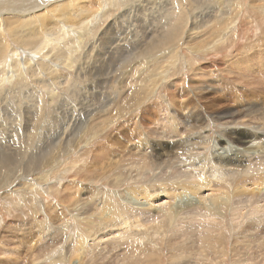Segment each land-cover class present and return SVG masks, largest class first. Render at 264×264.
Here are the masks:
<instances>
[{"label": "rangeland", "instance_id": "1", "mask_svg": "<svg viewBox=\"0 0 264 264\" xmlns=\"http://www.w3.org/2000/svg\"><path fill=\"white\" fill-rule=\"evenodd\" d=\"M100 1L106 4V9L101 12ZM187 1L182 0V12L188 18L183 33L178 35L175 43L174 66L169 65V75L162 76L167 77L162 80L163 86L162 82L159 83L135 105L133 98L143 85L140 86L136 75L140 73H136V69L141 64L152 65L150 69L159 68L166 58L169 59L170 49L160 45V41L170 32L179 15L173 0H98L96 9L97 0H27L34 2L33 10L27 9L25 0H0V11L5 8L0 18L31 15L34 18V14L42 11L56 15L64 6L71 5L72 9V6L80 4L91 10L88 16L100 12L92 22L90 35L73 54L71 69L65 66L57 68L54 81L44 72L35 73L37 78H34L25 71L28 83L21 88H18L17 81L5 85L4 89L9 95L0 96V153L4 156L0 154V158L8 156L9 162L12 161L7 169H0V182L3 183H0V264H145L142 255L147 252L151 256V264H193L200 260L207 229L215 227L213 222L194 218L195 213H201L202 208L190 210L189 214L183 215V220H171L169 233L165 235L170 243L159 249L158 257L156 254L154 256L150 244H146L147 247L140 245L143 242L136 238L128 240L125 237L126 240H122L110 235L104 240L106 242H97L96 246L90 241L95 233L96 236L98 233H109L113 223L128 217L127 206L118 211L113 208L115 202L113 204L110 201L102 207L101 202L106 193L123 194L134 183L144 186L152 183V180L155 184L165 181L167 185V177L163 175L167 170L181 173L179 167L195 172L193 168L186 169L190 161L185 162L184 153L190 148L180 152V155L173 153L183 147V141L197 143L198 146L191 145L194 148L200 147L203 142L209 144L206 150L195 151L193 154L198 155L195 158L201 155L208 157L209 154L215 157L216 147L222 148L228 143L235 149L247 151L251 134L264 135V0ZM36 2H39L38 6ZM223 15L228 18L226 21L222 20ZM23 21L33 23L32 19L26 21L24 18ZM23 21L12 20L9 24L0 22V35H4V39L0 37V45L10 51L18 50L21 58L19 62L24 59L23 51L30 56L29 51L33 50L32 44H35L34 39H31V45H22L30 42L26 38L19 39L25 35L23 30H18L25 23ZM226 23L232 30L224 36L226 38L221 45L216 46L217 50L209 53L207 43L212 44L219 38L215 36L222 35L213 31L220 32ZM196 26L199 28L197 35L196 30L192 31L194 34L184 33ZM48 34H45L42 42L46 40L49 46L62 43L57 35L47 39ZM111 39L115 41L110 45L108 42ZM68 44H71L70 39L61 48L67 50ZM37 57L39 59L33 60L32 67H40V71H43L41 64H48V60L41 58L42 55ZM6 59L10 62L9 55ZM257 61L260 67L255 65ZM253 63L255 67H251ZM255 69H258L259 75ZM42 80L55 87L53 98L48 95L50 88L40 86ZM40 101L44 107L39 105ZM232 114L237 116L231 118ZM172 123L178 126V131L173 134L167 127V124ZM185 124L196 127L202 124L203 129L187 131ZM83 125L86 126L85 130ZM76 129L79 131L75 132ZM74 134L77 140H72ZM79 137L83 138L82 141H79ZM238 137H241L240 140L245 138L246 143L238 142ZM141 141L147 142L152 148L147 150ZM260 141L263 144L264 137ZM72 144L75 148L71 147ZM46 150H53L49 158L52 156L57 159H48L52 162L42 164L38 170L29 171V158L42 155L41 161H44ZM142 153L148 158L144 162L146 168L142 169L139 176L136 164L141 161L139 156ZM253 156L246 161L249 167L240 170H245L247 179L252 180L258 177L261 169L264 170L262 154L256 153L255 158ZM233 157L229 155L228 158ZM202 161L201 158L192 163L205 174L210 164ZM24 167H27L26 171ZM240 171L225 176L226 184L230 185L221 196L227 195L231 212L240 211V215L232 218L224 211L225 218L215 222L224 246L223 256L219 254L221 264L224 257L225 264H264V186L246 191L242 184L243 172ZM160 173H164L160 176L162 180L158 178ZM127 175L131 178L130 182ZM260 176L264 177V171ZM43 177L47 182H44ZM201 193V201L211 195L207 189ZM133 198H126L127 205L140 209L142 224L154 226L152 220H157V211L139 197L140 201ZM115 201L122 206L118 195ZM141 207L145 210H141ZM255 208L260 213L253 215ZM101 210L103 212L100 213ZM115 228L120 229V226ZM218 237H213L212 247L216 252L222 246L219 245L221 238ZM209 241L212 242V238Z\"/></svg>", "mask_w": 264, "mask_h": 264}, {"label": "bare ground", "instance_id": "2", "mask_svg": "<svg viewBox=\"0 0 264 264\" xmlns=\"http://www.w3.org/2000/svg\"><path fill=\"white\" fill-rule=\"evenodd\" d=\"M25 1H26L25 3L28 5V7H27L28 10L35 9L34 8V2H27V0H25ZM173 1H174L175 5L177 6L179 15L177 16V18L175 20V23L173 24V27H171L170 32H168L165 36L161 37V41H160V43H161L160 45L165 46L168 49H170V52H168L169 54L167 56V57H169V59L167 60V58H166L165 63L161 67L154 68V69H150L152 67V65H150V64H145L144 63L145 65H143V64H141L142 62L141 63H138V65L141 64L142 67L139 66L138 69H136V73H137V71H139V73H140V75L139 74H136V75L139 77L140 86L142 84L143 85L141 87H139V89L136 88V89H138L137 92H136L137 95H136V97L133 98V100L136 101L135 105H137L141 100L144 99L143 97H144L145 94H147L149 92L151 93V91L153 89H155V87L159 83H161V82H162L161 83V87H162L163 86V81L162 80H164L165 78H167L166 76L169 75L168 74L169 71H170L169 65H173L174 66V64H172V63L174 61L173 59L176 58V51H175V48H174L175 47V43H176V40L178 38V35L186 27L185 24H186V19L188 18V15L186 16L185 12H182L183 11V8H182V0H173ZM188 1H187V3H189ZM17 2H19V1H17ZM36 3H37V6H38L39 2H36ZM194 3L196 4V2H194ZM85 4H88V3L85 2ZM155 4H156V1H155ZM97 5H98V0H97V2L95 4V8L94 9L97 8ZM12 6H14V5H12ZM159 7H160V5H159ZM42 8L44 9V7H42ZM50 8H52V7H50ZM70 8H71V5L64 6L60 10H58V14H56V15L55 14L50 15V14L47 13V11H42V12H40L38 14H34V18L31 17L32 16L31 14H30L31 16H29V17H5V18L4 17H1L0 18V22L1 21L2 22L4 21L5 24L6 23L9 24L12 20H14L15 22L18 21V22L21 23L24 18H26V21L29 20V19H32L33 20L32 21L33 23H31L30 21H27V22L23 21L25 23L24 24L22 23L21 26L19 27L18 30H23L24 33H25V35L19 37V39L26 38V39H28V41H30L29 43L22 44V45H24V47L31 45V39H34V41H35V44H32L33 47H34L33 50L32 51H29L32 56L31 55L29 56L25 51H23L25 54H24V59H22V62H19V60L21 58H19V55H20L19 53L20 52H18V50H12V51H10V50L7 49L6 46L0 45V96L2 94H4V96L9 95V92H7L4 89L5 88V85H9V84H12L14 81H17L19 83V86L20 87H18V85H17L15 88H17V87L18 88H21V87L24 86V84H27L28 82H26L27 81V76H26V72L25 71H27L30 74V76H32L34 78H37V77H35V73L44 72L47 77H50V78L52 77V80L54 81L56 78L54 79L53 77L56 75L57 68H60L61 66L62 67L65 66L68 69H71L72 68L73 61H74L73 60V54L76 53L79 50V47L83 44V42L86 39V37H88L90 35L91 29H92V22L95 21L96 18H98V15H99V13L101 11H104L106 9V4H101V1H100V8H99L100 12L98 11V13L90 14L89 16H88V13H90L91 10L85 9V6L83 4H80V5L76 6V7L75 6H72V9H70ZM161 8H160V10H161ZM185 8H187V7H185ZM6 9H7V7H6ZM1 10L2 11H0V14L3 13V11L5 10V8H2ZM122 13H123V11H122ZM160 13H162V12H160ZM37 15H39V16L36 17ZM225 17L226 16L223 17L224 18V19H222L223 21H226L228 19V18L226 19ZM190 18L193 19V16L191 14H190ZM222 20H220V21H222ZM221 23H219V24H221ZM31 24H34V25H31ZM222 27H224V26H222ZM6 28L8 29V27H6ZM6 28L4 27V29H6ZM231 28L226 23V27H224L223 29L221 28L220 29L221 30L220 32H217V30L216 31H213V33H221L222 35L215 36V37H219V38L216 39L215 41H212V44H208L209 42L208 43L206 42L207 45L206 44L205 45H206V48L209 51V53L214 52L215 50H217L218 47H216V46L221 45L222 40H224V38H226L224 36L227 35L230 30H232ZM54 29H55V32H53ZM198 29L199 28L196 26V27H194V28H192L190 30H186L184 33L194 34V33H192V31H195L196 30L195 31L196 32L195 35H197ZM18 30H16V31H18ZM8 32H9V30H8ZM10 34H12V33H10ZM45 34H48L47 35V39H50L49 37H53L52 35H57L58 36L57 39H62L61 40L62 43H60V44H58L56 46H49V44H48V42H46V40L44 41L45 43L42 42L43 39H44V37H45ZM15 36H16V34H15ZM0 37L3 38L4 35H0ZM184 37H186V34H185ZM193 37H194V35H193ZM187 38H190V37L187 36ZM69 39L71 41V44H68V49L64 51L61 47ZM211 39H212V37H211ZM114 41H115V39H111L108 42V44L111 45ZM20 42H22V41H20ZM188 43H190V42H188ZM57 47H59V49H56ZM8 48L10 49V47H8ZM195 48H196V46H195ZM22 49L24 50V48H22ZM54 51H56V52H54ZM205 52L206 51H204V53ZM177 54H179V53H177ZM4 55H6V57H7V55L10 56V62L7 61V59H6V57ZM40 55H42L41 58H44V59H47L48 60V62H47L48 64H46V63H42L41 64L40 63L42 65L41 67H43V68H41L43 71H40V67H37V69L36 68L33 69V67H32L33 66L32 65L33 64V60L36 59V58L39 59V57H37V56H40ZM250 55H252V54H250ZM250 55H248V56H250ZM248 59H251V58L248 57ZM145 60L148 61V59H145ZM254 61H255V59H254ZM257 62L258 63L257 64L255 63V65L256 66L257 65L259 66L260 63H259V61H257ZM252 65L253 66H251V67H255L254 66V63ZM263 68H264V65H263L262 69ZM6 70H8V73L7 74H6ZM256 73L259 75L258 71ZM256 73H255V75H256ZM252 74H253V72H252ZM163 75H166V76L164 78H162ZM253 82H255V81L252 80V83ZM257 83H256V88H257ZM47 84L48 83H45V81L42 80V83H41L40 86H42V87L46 86V87L50 88L48 90V95H49L50 98H53L54 97V88L55 87H53L52 83H51V85H47ZM258 85H260V84L258 83ZM161 87H159V88H161ZM241 88H242V86H241ZM245 90H247V89L245 88ZM259 90H260V87H259ZM251 91H254V90H251ZM131 100H132V98H131ZM39 105L41 107H44L42 101L39 102ZM186 115L188 116V113ZM234 116H237V115H235V114L230 115L231 118H233ZM158 119H160V118H158ZM188 121H190V120L188 119ZM167 125H168L167 127L169 128L168 131L170 132V130H171L172 134L175 133L176 131H178L177 124H173L172 123V124H167ZM82 128H83V130H85L86 129V126L83 125ZM196 128H202V124H200L197 127L196 126H193V124L186 125L187 131H192V130H195ZM79 129H80V127H79ZM79 129L78 130L76 129L77 131H75V132H78ZM101 131H103V130H101ZM162 132L164 133L163 130H162ZM85 133H86V131H85ZM73 136L74 137H73L72 140H75L77 138L76 134H74ZM81 137L78 138L79 141H82L83 138H81ZM263 137H264V135H262V134H260L259 136H257L256 134H251L250 135V139L247 142L250 145V146H248V148L246 147L247 148V151H242V149L241 150L235 149L234 146H230L228 143L226 145L227 147L225 146V147L220 148V147H216L215 146L216 147V149H215V157H213L211 154H209L208 157L205 156V155H201L200 154L201 155L200 158H195V157L198 156V155L193 154V153H195V151H198V152L203 151L205 148H207V146H209V144L206 143V142L205 143L203 142L202 145L200 144L201 145L200 147H195L194 148V147H191V145H197V143H190L188 140H186V141H183V143H182L183 147L181 149H177L176 148L177 150L175 152H173L172 151L173 148H171L172 149L171 152H173V153H175L177 155H180V152L186 150L187 148H190L186 153H184L186 155V161L185 162L190 161V164L187 165V168L186 169H192L193 168V169H195V172L193 173V172H190V171H187V170L183 169L182 167H179L178 169H181L180 171H181L182 175H181V173H179L178 171H175V170H170V171L167 170L165 172V175H163L164 173L163 174L160 173L161 175L158 174V176H159L158 178L159 179H161L160 176H162V175H163V177H167V180H168L167 185L164 184L165 181L163 183L161 181V183L155 184L154 183V180H152V183H150L148 185H144V186H139V185H137L135 183L134 184L132 183L133 186L131 188H128L126 192H123V194L120 193V192L119 193L116 192L117 194L115 193V195L106 193L105 196L103 197V200H102L103 202H101L102 207H103L104 204L106 205L110 201H112L113 204L115 202V205H113L114 206L113 208H116L118 211H119V209H122L124 206H127V207H129V209H127V208H125V209L127 210L126 214H128V217L121 218V219L119 218L120 220L117 221L115 224L113 223V226L110 225L111 227H109V228L111 229V232H109V233H106V232L105 233H102L101 232L102 234L99 235V233H98L97 236H96L97 233H95L94 234L95 237H93V239L90 240L91 243H92V245L93 246L94 245L96 246V243L97 242H100V243L103 242L105 239H108L110 237V235H112L113 238L118 236V238H120L122 240H124L125 237H127L128 240L129 239H132L133 240V239L136 238V240H139L140 242H143L142 244L139 243L140 245L150 244L151 245V248H152V251L154 252V256L156 254V256L158 257L159 249L163 245L167 246L170 243V241H167V238H165V235H166V233H169L168 228H169V225L171 226V224H170L171 220H173L175 218H180V219L183 220L184 219V218H182L183 215L184 214L186 215L190 210H195V209H198V208H202V211H200L201 213H195L196 216H194V218L195 217H200L201 219H203L206 222H213V224H214L215 227H209L207 229L208 230V233H206V236L207 237L206 238H203V241H202V249L203 250L201 251V253L199 255V259L200 260L197 261V262H193V264H221L220 258L223 256V248H224V246H223V241H222L221 234L219 232V229L216 228L218 226H217V224L215 222H219V221H216V220L222 221L225 218V216L223 214L224 211H226V214L228 213L232 218H236V217H238L240 215V211H238L237 213L231 212V207L229 205V201L227 199V195L221 197L224 194V192L226 191L227 187L230 185L229 183L226 184L227 179H225V176L232 175L233 173H236L237 170L240 171V170H243L246 167L248 168L249 166H246V161H248L249 157L251 158L252 155H255L256 156V153L258 155L260 153L262 154L263 161L261 163L264 162V142H263V144H261V141H260L261 139H263ZM141 139H143V138H141ZM240 139H241V137H238L237 141L240 142V143H242V144H245L246 143L245 138H242V140H240ZM72 140H71V143H73ZM141 143H142V145L145 148H147V150H148V148L151 147V146H149V144L147 142L143 143V141H141ZM74 144H72L71 147H74ZM87 144H85V145H87ZM51 152L53 154V150ZM51 152H49V150H46L44 152V156H43L44 161H41L42 155L40 157H37V158L36 157H33V155H32V157H30L29 160H28V163L29 164H27L30 167V169H31V170L29 169V171L38 170L37 168L39 166H41L42 164L44 165V164H47L48 162H52L51 160L50 161L48 160V159H53L54 158L52 156H51L52 158L51 157L49 158V156L51 155ZM16 154H17V152H16ZM229 155H234L235 157L228 158ZM147 156L148 155L143 154V153L140 154V156H139V159L141 161L138 160L140 162H137V164H136L138 166V169L137 170H139L136 173L139 176L141 174L142 169L144 168V170H145V168H146L145 165H144V162H145V159L148 158ZM255 156H253V157L255 158ZM2 157H4V156L2 155ZM201 158L203 160L202 162H204L207 165L210 164V167L205 172V174H203L199 170H197L195 168V165H193V163H192L193 161H197V159H199V161H200ZM54 159H57V158H54ZM259 159H261V157ZM9 160L10 159L8 158V156H5V158H3V159L0 158V169H3V168H6L7 169L8 168V165H11V162H12V161L9 162ZM15 161H17V160H15ZM179 162L181 163V161H179ZM49 164H51V163H49ZM263 164H262V166H263ZM18 165L21 166V164H18ZM131 165H132V163H131ZM249 165H250V163H249ZM23 169H24V171H26L27 167H24ZM123 170H125V169H123ZM135 170H136V168H135ZM262 171H264V170L261 169L260 170V174H262ZM36 172H33L32 174H35L36 175ZM242 172H241L242 173V184H243V188L246 191H248L251 188H255L256 189L260 185H263L264 186V177H261L260 174H257L258 177L255 178L254 180H252V179H247V176L248 175L245 173V170L242 171ZM27 173H28V170H27ZM9 175H11V174H9ZM127 178H128L127 180L130 182L131 181V178L129 177V175H127ZM42 179L44 180V182H47V181H45L46 180L45 177H43ZM230 180H232V179H230ZM4 181H5V179H4ZM0 183H2V182H0ZM50 183H51V181H50ZM251 186H253V187H251ZM47 189H49V188L47 187ZM205 189H207V192L208 193L210 192L211 195L208 196V198L206 197L204 201L203 200L201 201L199 197H201V195L203 193V192L201 193V191H203ZM259 193H261V190H259ZM116 195H118L119 198L121 199L122 206L119 203H118L119 205L116 204V201H115V196ZM129 196L131 198L132 197L137 198L138 199L137 201H140L141 200L142 202H146L147 203V206H149L150 208H153L154 210H156L158 212V213L156 212V214H159L158 217H157V220L155 222H153V220H152V223H154V226H146V225H144V224H142L140 222V217H141L140 216V209L137 208V207H135L136 208V211H135V208H133L130 205H127L128 203L126 201L127 200L126 198H129ZM138 197L140 198V200H139ZM192 197H194L195 199H198V200H195ZM250 206H252V205H250ZM141 210H145V209L142 208ZM101 212H103V210H101L100 213ZM257 213H260V210L258 208H255L252 211V214L254 215V214H257ZM122 215H121V217H122ZM117 225L120 226V229H116L115 228V226H117ZM213 234H214V236H213ZM91 235H93V234H91ZM154 236L156 237V239L154 238L155 240H151L152 237H154ZM218 236H220V238H221V240L219 241V245H222V246H220L219 247V250L216 252L215 251L216 249L214 250V247H212L214 245V243H213L214 238L213 237H218ZM211 238H212V242L209 241ZM104 242H106V241H104ZM130 242H132V241L130 240ZM136 242L138 243V241H136ZM131 244L133 245V243H131ZM139 244H137V245H139ZM216 244H217V239H216ZM77 245L79 246V244H77ZM93 246H91V247H93ZM97 246H99V245H97ZM117 246H118V244H117ZM145 247H147V245ZM141 248H142V246H141ZM81 249H83V248H81ZM139 252L141 253L142 250L139 251ZM143 252L146 253L145 249H143ZM219 254L221 255V257L219 256ZM76 255H78V254H76ZM149 258H150V260H149ZM142 259H143L142 262L146 261L145 264H151V256L149 255L148 252L146 253V255H142ZM82 260H84V259H82ZM225 262H226V258L224 257L222 264H225Z\"/></svg>", "mask_w": 264, "mask_h": 264}]
</instances>
